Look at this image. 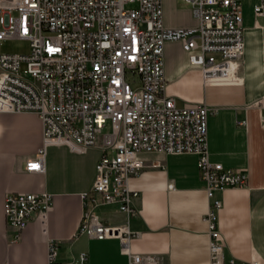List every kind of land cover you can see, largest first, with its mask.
Segmentation results:
<instances>
[{
  "label": "built area",
  "instance_id": "built-area-1",
  "mask_svg": "<svg viewBox=\"0 0 264 264\" xmlns=\"http://www.w3.org/2000/svg\"><path fill=\"white\" fill-rule=\"evenodd\" d=\"M183 1L197 20L193 27H164L161 0H0V41H29L28 52L0 53V112H33L41 124V144L25 170L44 172L48 145H65L75 153L99 148L92 186L81 193L86 208L78 232L118 238L127 264H159V259L132 252L128 243L137 232L127 222L103 223L94 208L116 204L126 217L135 212L137 191L128 179L142 171L140 153L197 155L209 198L248 180L245 172L209 159L207 118L217 107H178L165 94L163 69L165 41L177 40L204 86L238 82L244 50L241 0ZM263 9L264 0H255L254 14ZM253 104L264 119V97ZM2 204L14 241L31 220L46 234L49 193L6 192ZM220 206L213 198L205 216L209 264H223V239L215 224ZM46 245L47 264H59L57 242L48 239ZM77 258L81 263L85 253ZM228 264L260 263L230 258Z\"/></svg>",
  "mask_w": 264,
  "mask_h": 264
},
{
  "label": "crops",
  "instance_id": "crops-1",
  "mask_svg": "<svg viewBox=\"0 0 264 264\" xmlns=\"http://www.w3.org/2000/svg\"><path fill=\"white\" fill-rule=\"evenodd\" d=\"M164 27H193L197 20L183 0H161ZM255 0H241L244 50L236 69L238 82L204 86L177 40L165 41V94L178 107L205 103L217 107L207 118L210 161L245 172V185L215 191L207 197L193 153L142 152L143 168L128 179L135 212L128 217L116 204L94 212L105 224L137 232L129 239L135 253H151L159 264H209L205 219L213 198L217 228L223 239V264L230 258L264 264V119L253 102L264 97V9L255 15ZM41 144V124L33 112H0V264H47V240L57 242L59 264H127L118 238L96 239L79 233L86 208L81 193L90 190L99 148L75 153L65 145H48L43 173L27 172L25 163ZM172 183L169 188L168 184ZM47 192L51 209L46 234L29 221L13 240L3 214L6 192ZM101 209V212H97ZM85 253L81 263L77 260Z\"/></svg>",
  "mask_w": 264,
  "mask_h": 264
},
{
  "label": "rangeland",
  "instance_id": "rangeland-1",
  "mask_svg": "<svg viewBox=\"0 0 264 264\" xmlns=\"http://www.w3.org/2000/svg\"><path fill=\"white\" fill-rule=\"evenodd\" d=\"M131 7H135L136 4H131ZM28 52L29 51V41L26 39L12 38L0 41V53L2 52ZM109 126L107 125L103 131H108ZM97 212H101V209H97Z\"/></svg>",
  "mask_w": 264,
  "mask_h": 264
}]
</instances>
